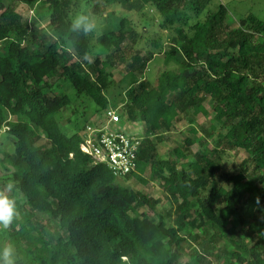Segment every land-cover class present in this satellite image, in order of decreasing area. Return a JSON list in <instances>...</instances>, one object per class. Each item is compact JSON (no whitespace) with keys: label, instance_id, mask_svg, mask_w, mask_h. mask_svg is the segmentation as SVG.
Segmentation results:
<instances>
[{"label":"trees","instance_id":"1","mask_svg":"<svg viewBox=\"0 0 264 264\" xmlns=\"http://www.w3.org/2000/svg\"><path fill=\"white\" fill-rule=\"evenodd\" d=\"M212 1L90 0L96 15L150 7L174 35L167 50L150 40L149 62H163L156 72L137 51L116 83L112 58L123 59L124 44L136 47L141 38L130 18L97 38L102 59L92 56L91 32L71 30L79 0H0V134L14 138L0 174L15 185L19 210L0 232L10 234L17 264H264V22L250 16L234 25L223 5L204 15ZM115 86L125 93L121 123L141 126L144 138L137 171L124 178L147 183L149 173L179 201L172 222L158 200L122 188L81 151L88 124L74 122L69 135L59 123L80 98L102 117ZM186 113L210 119L215 146L194 152L193 129L163 159L153 138ZM227 150L248 154L241 170L221 173Z\"/></svg>","mask_w":264,"mask_h":264},{"label":"rangeland","instance_id":"2","mask_svg":"<svg viewBox=\"0 0 264 264\" xmlns=\"http://www.w3.org/2000/svg\"><path fill=\"white\" fill-rule=\"evenodd\" d=\"M79 10L75 13L74 16L78 14H86L93 20L96 24V28L91 32V45H92V56L96 57L101 56L102 59L106 58V53L103 52V48L97 44V38L106 33L116 29L118 21L123 17H128L133 21L137 29V33L141 35V38L138 40V46H133V43L128 40L123 46V59L120 60V57L115 56L112 58V62L115 63V66L112 67L109 71L112 73L113 80L118 83L122 80L126 74V66L131 62V57H133L137 51L141 53L142 60L146 62L147 68L151 71H154L156 67L163 66L162 60L159 59L160 56L156 57L155 62H149L150 57L148 52L151 51V39L156 38L164 50H167L169 47V41L171 33L167 30L162 29L159 26V16L158 14L150 7L145 8L142 12H127L122 9L120 6H114L105 11H102L101 15H96L92 11V5L90 0H79ZM220 5L225 6L229 12V19L231 23L237 25L241 19L246 17L255 16L261 22H264V0H213L210 6L203 13L205 15L208 11H215ZM19 11L23 14H26L29 10L24 6H20ZM29 16H33V13L30 12ZM73 16V17H74ZM42 28H47V23L41 25ZM159 59V60H157ZM150 63V65H149ZM156 63V64H155ZM155 71V72H156ZM155 73H153V76ZM153 78V77H152ZM110 94L108 95L111 99L112 109L114 105L116 106V111L119 112V108L122 106V97L124 96V91L121 87L115 86L112 87ZM67 92L73 95L71 89H68ZM208 110H210L209 103H205ZM84 111L86 113L84 114ZM101 115L94 114V105L90 103L87 99H77L73 101V104L63 111L59 117V123L63 131L69 135L75 133L73 123L78 121L80 126L84 127L92 126V123L96 120L97 122L101 121ZM180 121L175 125L174 129L170 133L161 134L153 138L154 143L157 145L158 154L163 159H169L173 157V150L184 146L185 137H191L193 135L192 130L197 131V135L194 136L198 140L195 146L192 148L194 152L198 150H204L205 148H213L215 143L208 138L207 131L210 125V119H206L203 115H199L196 118L190 114H182L180 116ZM121 129L127 134L136 133L139 134L143 132L142 127L139 125H132L129 123H122L120 125ZM139 132V133H138ZM193 137V136H192ZM12 138L8 135L5 130L0 134V156L3 152H12ZM42 143H45L43 139ZM248 154L243 150H227L223 159L221 173L231 174L234 170H241L242 165L247 161ZM143 180L147 183L137 180L135 177L127 180L126 178H117L116 183L121 185L122 188H129L135 191H140L148 196L159 201V208L166 211L171 221L174 218L177 205L179 204L177 200L169 197L159 185L150 180V174L146 173L143 176ZM10 183L9 179L1 178L0 174V189H2L6 184ZM12 194V193H11ZM19 202L22 203L21 197H18ZM26 209V207H25ZM24 209V210H25ZM41 224H49V218L47 216H38ZM20 219V218H19ZM172 222V221H171ZM9 228V227H8ZM8 228L5 229L8 231ZM54 227L52 226L51 229ZM4 229L0 227V230ZM5 244H11L10 234L0 232V247Z\"/></svg>","mask_w":264,"mask_h":264},{"label":"built area","instance_id":"3","mask_svg":"<svg viewBox=\"0 0 264 264\" xmlns=\"http://www.w3.org/2000/svg\"><path fill=\"white\" fill-rule=\"evenodd\" d=\"M121 116L108 110L96 125L86 126L81 151L95 163L106 165L117 177L124 178L137 171L138 155L142 147L141 134H127L120 125Z\"/></svg>","mask_w":264,"mask_h":264},{"label":"clouds","instance_id":"4","mask_svg":"<svg viewBox=\"0 0 264 264\" xmlns=\"http://www.w3.org/2000/svg\"><path fill=\"white\" fill-rule=\"evenodd\" d=\"M70 27L73 32L82 31L87 34L96 28V24L88 15L78 14L71 19ZM14 187L13 183H8L0 189V227L4 229L19 216L16 201L10 196ZM0 264H17V250L13 244L0 247Z\"/></svg>","mask_w":264,"mask_h":264}]
</instances>
